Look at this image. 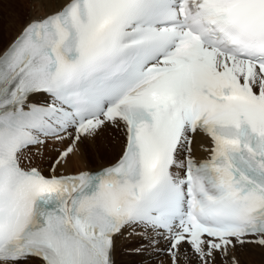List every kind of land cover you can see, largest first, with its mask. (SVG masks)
Returning a JSON list of instances; mask_svg holds the SVG:
<instances>
[{
    "label": "snow or ice",
    "instance_id": "6c2138e0",
    "mask_svg": "<svg viewBox=\"0 0 264 264\" xmlns=\"http://www.w3.org/2000/svg\"><path fill=\"white\" fill-rule=\"evenodd\" d=\"M37 2L0 0V264H115L125 235L168 264L264 247V0ZM5 3L30 12L7 44ZM107 128L115 163L60 171ZM49 140L71 142L48 174L23 167Z\"/></svg>",
    "mask_w": 264,
    "mask_h": 264
},
{
    "label": "bare ground",
    "instance_id": "6f19581e",
    "mask_svg": "<svg viewBox=\"0 0 264 264\" xmlns=\"http://www.w3.org/2000/svg\"><path fill=\"white\" fill-rule=\"evenodd\" d=\"M37 5L39 6L38 11L39 15H43L44 11L46 9L41 8L39 0L37 2ZM26 5H21L18 3H5L4 4V15H5V34H4V42L7 44L20 30L24 23V14L26 13ZM33 14V13H31ZM10 15L19 16L20 20L19 22L11 28V30L8 29V18ZM30 15V14H29ZM26 22V21H25ZM114 137H118L117 147H110L112 142L111 140ZM100 141L101 148L100 152L98 153L102 154L103 156H106L104 154L107 153V157L105 159H114L113 163L120 153L123 150L124 143H125V137L124 133L122 131H115L111 128H107L103 130L94 141H84V143L81 145V151L75 152L67 159V163L64 165L63 168L60 169L61 172H73L72 168L75 167L76 171L82 170V169H97L101 166L108 165L110 163H105L103 160H94L93 155L97 152V146L100 147ZM85 142L87 143L85 145ZM203 142L205 145L210 144V140L203 136H197L196 142H195V151L194 155L196 157H200L201 154H204L205 151L199 147L200 143ZM89 145V146H87ZM116 146V145H115ZM102 149V150H101ZM46 154H56V151H47L45 150ZM98 159V158H97ZM41 162L42 164H45ZM97 166V168H92V166ZM144 243L147 245L146 240H142L141 237H131L127 238L126 236H117L115 238V245H114V259L115 264H168V258L166 253H163L162 255L158 256L155 259H150L149 261L145 262L147 258L154 257L157 252L155 249L151 247H146L145 250L141 253H135L131 251L132 248L138 246L140 243ZM166 244V242L164 243ZM162 244V240L159 244V246H165ZM125 247V250H123ZM123 250V251H122ZM236 255L239 259L240 264H264V247H260L256 244H246L242 249H237ZM145 259V260H144ZM138 260H144L145 263H138Z\"/></svg>",
    "mask_w": 264,
    "mask_h": 264
},
{
    "label": "rangeland",
    "instance_id": "374dc122",
    "mask_svg": "<svg viewBox=\"0 0 264 264\" xmlns=\"http://www.w3.org/2000/svg\"><path fill=\"white\" fill-rule=\"evenodd\" d=\"M27 7V6H26ZM38 8H39V6L36 4L35 5V11L33 12V15H39L40 13H39V11H38ZM27 10H26V13L23 15L24 16V22L25 21H27V19L29 18V14H30V12H29V8L27 7L26 8ZM111 142H112V144H111V146L110 147H117V142H118V137H114L112 140H111ZM100 144V147L99 146H97V152H96V154L95 155H93V159L95 160H103L105 163H110V162H112L114 159H105V157H107V153L106 154H104V155H106V156H103L102 154H100V153H98V151L100 152V148L102 147L101 146V143H102V141H100L99 142ZM87 143L85 142V145H86ZM116 145V146H115ZM87 146H89V145H87ZM102 150V149H101ZM98 158V159H97ZM92 168H97V166H92ZM72 170L73 171H76V168L75 167H73L72 168ZM165 243V241H163L162 240V244H164ZM165 246H166V244H164ZM151 258H147L146 259V261L145 262H147V261H149ZM145 260V259H144ZM144 260H142V262H141V260H138V263H145L144 262Z\"/></svg>",
    "mask_w": 264,
    "mask_h": 264
}]
</instances>
